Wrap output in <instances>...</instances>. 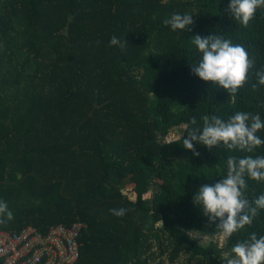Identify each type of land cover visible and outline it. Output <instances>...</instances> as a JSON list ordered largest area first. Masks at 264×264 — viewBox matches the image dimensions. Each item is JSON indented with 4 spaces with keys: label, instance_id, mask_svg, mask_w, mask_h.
<instances>
[{
    "label": "trees",
    "instance_id": "1",
    "mask_svg": "<svg viewBox=\"0 0 264 264\" xmlns=\"http://www.w3.org/2000/svg\"><path fill=\"white\" fill-rule=\"evenodd\" d=\"M229 3L0 0V201L14 216L0 230L46 234L82 222L73 264H224L238 240L264 235V210L223 246L187 234L221 233L193 196L226 175L227 158L264 155V145L246 153L193 142L199 156L183 146L204 115L264 119V86L252 88L264 69V8L244 27ZM173 13L193 15L191 30L166 26ZM212 34L254 61L232 96L191 70L202 58L192 37ZM112 37L128 44L111 46ZM183 125L180 138L163 140ZM257 135L264 139V129ZM247 182L250 199L264 192V183ZM119 208L130 211L111 214Z\"/></svg>",
    "mask_w": 264,
    "mask_h": 264
},
{
    "label": "clouds",
    "instance_id": "2",
    "mask_svg": "<svg viewBox=\"0 0 264 264\" xmlns=\"http://www.w3.org/2000/svg\"><path fill=\"white\" fill-rule=\"evenodd\" d=\"M258 8H264V0H230L228 11L234 20L247 27L254 18ZM194 23L193 15L173 13L164 20L172 31H190ZM99 44V41L96 42ZM192 43L201 53V60L191 66L192 73L201 80L219 85L227 90L230 96L236 94L248 81L254 68V61L250 59L246 48L241 44H233L223 35L212 34L208 37L195 35ZM128 44L117 37L110 40L111 46H118L121 50ZM256 83L252 85L255 91L258 86H264V69L254 73ZM202 127H193L183 139L184 148L191 150L194 155L200 153L195 150L194 143L211 148L219 145L228 150L253 153L264 145L257 133L264 129V119L260 114L237 112L227 120L216 115H204ZM192 125L197 124L195 117ZM171 143V142H170ZM227 173L214 185L205 184L193 196V203L208 217L209 224H216L225 238L251 226L264 210V192L250 199L248 179L264 183V155L243 157L229 156L227 158ZM129 209H110L111 214L123 217ZM14 218L4 201H0V224H5ZM162 223V221H159ZM163 225V224H162ZM224 264H264V235L257 236L252 232L245 240H238L229 252L224 253Z\"/></svg>",
    "mask_w": 264,
    "mask_h": 264
},
{
    "label": "built area",
    "instance_id": "3",
    "mask_svg": "<svg viewBox=\"0 0 264 264\" xmlns=\"http://www.w3.org/2000/svg\"><path fill=\"white\" fill-rule=\"evenodd\" d=\"M82 222L53 225L44 234L33 226L0 230V260L4 264H73L80 257Z\"/></svg>",
    "mask_w": 264,
    "mask_h": 264
},
{
    "label": "rangeland",
    "instance_id": "4",
    "mask_svg": "<svg viewBox=\"0 0 264 264\" xmlns=\"http://www.w3.org/2000/svg\"><path fill=\"white\" fill-rule=\"evenodd\" d=\"M185 128V125L183 126H180V127H177V128H174L169 135H167L166 137L163 138L164 141L166 142H170V141H173L175 139H178L182 136V130ZM133 184H129L127 186V188L125 189V193L128 194V196H130L131 198H135V193L133 192ZM152 195V192H148L145 197H150ZM160 225H162V223H160ZM187 234L193 238V239H196L197 241H199V243L203 244V245H208L211 241H216L217 243H219L220 246H223L226 241H227V238H225L222 233H220L219 235L217 236H211V235H207V234H204V233H201V232H198V231H188ZM156 251L159 252V250H157L156 248ZM164 258L166 259L167 261V256L165 255ZM168 264V262H167ZM180 264V263H179ZM184 264H187V263H184Z\"/></svg>",
    "mask_w": 264,
    "mask_h": 264
}]
</instances>
